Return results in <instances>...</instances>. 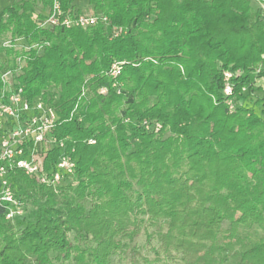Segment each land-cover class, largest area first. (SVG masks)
Returning <instances> with one entry per match:
<instances>
[{
	"label": "trees",
	"instance_id": "trees-1",
	"mask_svg": "<svg viewBox=\"0 0 264 264\" xmlns=\"http://www.w3.org/2000/svg\"><path fill=\"white\" fill-rule=\"evenodd\" d=\"M37 2L53 4L0 10V89L19 56L29 99L60 88L54 134L76 166L57 186L10 171L30 212L12 222L0 206V264H112L141 233L166 264H264V97L261 113L245 101L264 91V18L251 0H90L107 21L53 29ZM18 38L30 49L3 44Z\"/></svg>",
	"mask_w": 264,
	"mask_h": 264
},
{
	"label": "built area",
	"instance_id": "built-area-1",
	"mask_svg": "<svg viewBox=\"0 0 264 264\" xmlns=\"http://www.w3.org/2000/svg\"><path fill=\"white\" fill-rule=\"evenodd\" d=\"M64 12L60 5V0H53L47 18L34 15L36 22L41 27L55 28L56 26H82L86 27L97 23L100 19L107 21V16L88 14L80 12L78 14L66 15L61 18ZM121 28H115L118 35ZM4 46H15L17 49H30L24 38L14 41L8 39L4 41ZM40 46L39 51L43 50ZM25 58H17V66L11 68L6 65L1 71L2 87L0 89V206H5V217L7 220L15 222L18 217H23L26 203L19 198L13 189L10 171L20 169L26 174L34 176L40 183L57 186L65 179H69L75 171L76 158L73 151L66 149L64 140H60L54 134V129L59 121V114L55 104L59 98L58 87H52L50 91L29 99L22 85L18 83L17 76L25 64ZM121 71V63L115 62L110 74L116 78ZM233 73L224 71L225 93H232L231 77ZM115 87H119L117 81ZM100 93H107V88L100 89ZM231 109L235 105L232 99L228 101ZM77 113V109L74 110ZM73 115V114H72ZM147 129H160V124L150 126L145 121ZM90 143H95L94 138L89 139ZM58 147L60 154L54 168L45 167V159L48 153Z\"/></svg>",
	"mask_w": 264,
	"mask_h": 264
},
{
	"label": "rangeland",
	"instance_id": "rangeland-1",
	"mask_svg": "<svg viewBox=\"0 0 264 264\" xmlns=\"http://www.w3.org/2000/svg\"><path fill=\"white\" fill-rule=\"evenodd\" d=\"M13 0H0V10L8 6ZM36 13H45L42 11L41 3H36ZM47 13V12H46ZM45 13V14H46ZM93 14V13H88ZM262 79L258 80V84H261ZM264 97V91H257L253 95H249L245 101L248 103V106H253L254 109L261 113V105L256 104L255 98ZM69 181V180H67ZM66 181V182H67ZM64 182V181H63ZM25 207V212L23 217L27 218V215L30 212V207ZM18 217L17 219H21ZM25 222V220H24ZM24 222L22 224H24ZM158 243L156 239L148 240L145 233H141L135 241L131 243V248L128 249L125 253H118L113 257L112 264H166L163 259H159L154 248L157 247ZM27 264H37L34 257H30L27 261ZM66 264H74L73 262H67ZM173 264V263H170Z\"/></svg>",
	"mask_w": 264,
	"mask_h": 264
},
{
	"label": "crops",
	"instance_id": "crops-1",
	"mask_svg": "<svg viewBox=\"0 0 264 264\" xmlns=\"http://www.w3.org/2000/svg\"><path fill=\"white\" fill-rule=\"evenodd\" d=\"M252 6L259 10V12H261L263 14V18H264V2L260 1V0H251ZM73 6H74V10H78L79 12H84V13H94L93 8L90 6V0H73ZM41 7H42V11L44 12H48L49 8H44V6L41 3ZM261 84L262 86H264V80H261Z\"/></svg>",
	"mask_w": 264,
	"mask_h": 264
}]
</instances>
